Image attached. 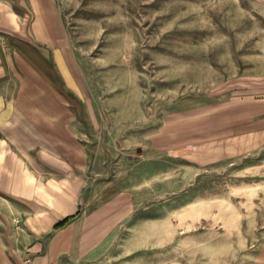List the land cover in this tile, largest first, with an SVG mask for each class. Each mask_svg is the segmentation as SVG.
Returning a JSON list of instances; mask_svg holds the SVG:
<instances>
[{"label": "rangeland", "instance_id": "obj_1", "mask_svg": "<svg viewBox=\"0 0 264 264\" xmlns=\"http://www.w3.org/2000/svg\"><path fill=\"white\" fill-rule=\"evenodd\" d=\"M55 1L83 75L87 192L128 189L169 232L117 248L130 238L137 264H264V142L230 156L190 143L263 116L247 107L264 97V0Z\"/></svg>", "mask_w": 264, "mask_h": 264}, {"label": "crops", "instance_id": "obj_2", "mask_svg": "<svg viewBox=\"0 0 264 264\" xmlns=\"http://www.w3.org/2000/svg\"><path fill=\"white\" fill-rule=\"evenodd\" d=\"M74 60L55 0H0V264H137L130 238L117 248L123 236H169L135 214L130 190L87 192L88 107ZM259 99L257 110L247 107L263 115L251 132L249 122L232 125L208 150L195 134L192 153L230 156L263 144Z\"/></svg>", "mask_w": 264, "mask_h": 264}, {"label": "trees", "instance_id": "obj_3", "mask_svg": "<svg viewBox=\"0 0 264 264\" xmlns=\"http://www.w3.org/2000/svg\"><path fill=\"white\" fill-rule=\"evenodd\" d=\"M64 222V220L63 221H61V222H59L58 224H61V223H63Z\"/></svg>", "mask_w": 264, "mask_h": 264}]
</instances>
